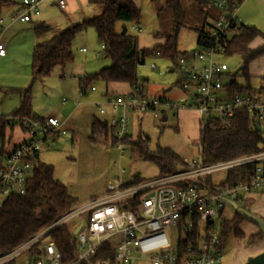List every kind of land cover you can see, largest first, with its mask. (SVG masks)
<instances>
[{
    "label": "built area",
    "instance_id": "2783aa9c",
    "mask_svg": "<svg viewBox=\"0 0 264 264\" xmlns=\"http://www.w3.org/2000/svg\"><path fill=\"white\" fill-rule=\"evenodd\" d=\"M201 1L216 8L219 16L200 35L199 50L179 59L181 89L185 93L192 90V106L148 96L139 86L129 93L106 97L113 116L103 123L120 158L128 147L125 143L129 136L128 113L163 115L166 110L173 113L193 110L198 114L200 130L212 124L226 128L238 111H245L250 117L248 128L257 126L264 132V95L229 90L227 85L233 76L224 63L215 60L225 56L241 25L237 16L239 5L236 0ZM49 2L61 10L66 5L65 0H22L10 22H31L40 14V7ZM4 30L0 18V38ZM4 54L5 47L0 41V55ZM99 113L105 111L99 109ZM67 135L65 123L55 117L0 113V207L7 198L26 192L38 154L52 150L57 139ZM182 162L184 168L180 171L138 182L124 180L121 176L125 171L120 168L119 177L107 184L102 197L72 209L1 254L0 264H64L51 236L62 226L67 227L75 243V258L68 264H222V232L216 231V220L226 206L225 200L238 205L252 194H264V151L211 165H203L199 156L197 160L182 159ZM249 164L253 165V171L246 182L222 184L228 171ZM217 173L224 174L223 180L208 189L206 180ZM83 214L85 222L79 224L74 235L77 226L70 229L68 223ZM182 241L188 243L183 248ZM103 245L111 249L112 257L95 259L98 253L104 254L100 250Z\"/></svg>",
    "mask_w": 264,
    "mask_h": 264
},
{
    "label": "rangeland",
    "instance_id": "374dc122",
    "mask_svg": "<svg viewBox=\"0 0 264 264\" xmlns=\"http://www.w3.org/2000/svg\"><path fill=\"white\" fill-rule=\"evenodd\" d=\"M10 1L13 4L0 11V18L3 19L6 27L0 40L6 52L5 57L2 59L0 57V113L8 115L19 107V94L5 90H22L31 85L32 111L43 117H55L59 121L67 123L68 129L73 132L72 135L60 136L52 150H43L38 154V161L51 165L53 177L66 187L68 193L75 200L74 209L102 197L107 184L113 183L119 177L120 168L125 171L121 177L126 181L151 179L159 176L156 164L138 157L137 147H142L149 152H153L159 147L168 148L181 160L198 159L199 124L197 115L193 111L181 110L177 115L168 110L164 112V115L151 112L128 113L129 135L137 147L133 149L130 146L127 147L122 158L119 157V152L111 141L103 139L91 141L88 138L87 129L92 119L95 118L100 122L107 121V115L104 116L106 108L102 103L100 104V101H97L99 94L105 92L106 85L102 81H94L90 86L94 87L96 91L91 92L88 88L84 94H81L79 93L78 79L84 75L97 73L110 64V60L103 56V50L97 42L93 28L86 27L75 35L71 44L73 61L66 64L63 69L56 67L51 76L46 79L32 82L30 55L33 42H36L37 38L49 36L54 29L63 28L66 24H69L70 27L92 19L101 14L102 7L98 4H90L87 0H66L67 6L64 9L43 5L37 18L23 24L18 21L10 23L12 11L22 0ZM247 1L243 0L237 7V15L242 12ZM161 4L162 1L155 5L143 0L138 26L140 31L128 30L130 35L139 38L138 50L152 47L149 44L150 41L158 39L153 37L154 31L171 29L169 13L164 12L159 18L156 15ZM255 5L257 23L264 29V0H255ZM36 22H44L43 24L48 27V30L36 35L33 31ZM119 26V23L115 26L117 32L121 31ZM196 37L197 34L188 24V27H183L179 31L177 49L181 55L174 63L158 57H151L137 68L138 86L144 94L161 97L176 104L192 106L190 96L192 90L185 93L181 89L183 76L179 59L182 56L188 58L194 51L199 50ZM81 49H84L85 53H81ZM215 60L227 66L239 87H249L255 90L263 85L259 79L261 59L252 66L249 64L248 81H245L241 72L238 71L242 65L239 56H221L216 57ZM150 65H154L155 69H151ZM243 93H250V91L244 90ZM62 100L66 102L62 103ZM78 103H80V107H77ZM99 109H103L105 113L101 115ZM163 117L165 118L164 122L162 121ZM67 139L68 141H66ZM145 139L147 141L143 143ZM210 178L213 184H217L223 180L224 174H213ZM257 203L255 200L248 207L252 213L256 212ZM238 206L241 207V203ZM235 216L236 212L225 206L216 220V231L223 232V223L232 220ZM85 218V214L75 217L68 223V227L75 228L81 222H85ZM244 222L239 226L244 237H236L233 231L225 235L222 247L223 264H236L234 259L241 254H246V257L240 264H245L248 258H252L251 252L256 250L259 243L258 240L252 241L249 238L252 234L249 227L252 224Z\"/></svg>",
    "mask_w": 264,
    "mask_h": 264
},
{
    "label": "trees",
    "instance_id": "16d2710c",
    "mask_svg": "<svg viewBox=\"0 0 264 264\" xmlns=\"http://www.w3.org/2000/svg\"><path fill=\"white\" fill-rule=\"evenodd\" d=\"M162 1L157 9V17L162 13H169L171 29L167 31H155L153 37L163 39V43L150 49H137V37L130 35L128 31L124 34L115 30L116 24L125 27L138 26L141 19V11L133 0H88L90 4H98L102 7L100 15L92 19L83 21L67 28L61 33L53 36L48 41L35 46L30 55L31 80L46 79L51 76L54 69H63L66 64L73 61L71 44L75 35L86 27L93 28L97 42L103 46V56L110 60L107 67L102 68L97 73L84 75L78 79L79 93L84 94L94 81H102L105 85L110 83H123L134 88L138 86L136 70L142 66L144 61L151 57L169 60L174 63L181 55L177 49L178 34L181 28L188 27L184 12L179 0H152L154 3ZM198 5H203L201 0H194ZM243 0H236L240 5ZM10 0H0V10L12 5ZM197 33V38L204 32L202 28H193ZM48 27L43 23H35L33 31L36 35L46 32ZM260 38L262 44L251 48V43ZM184 54V53H183ZM182 54V55H183ZM226 56H239L242 61V69L239 70L245 81H248L247 72L249 64L264 55V35L251 25H240L234 34ZM263 85L258 89L249 87H239L234 79L227 87L237 93L245 91L257 92L264 95V72L259 77ZM90 86V87H89ZM17 92L19 94V107L11 114L29 116L32 114L31 85L26 89L5 90ZM250 121L249 114L245 111H238L232 123L226 128H220L212 124L199 130L198 135V156L203 165H211L219 162L234 160L240 157L249 156L264 151V132L257 131L256 127L248 128ZM88 138L91 141L103 139L112 140L109 130L103 123L94 119L90 126ZM143 141V143H146ZM125 143L132 149L136 146L129 135ZM138 157L144 161H150L157 165L159 175L170 174L184 168L182 160L168 148H157L153 152L137 147ZM253 171V165H243L227 172L225 181L222 184L233 186L237 183L246 182ZM140 181L136 179L135 182ZM211 178L206 180V187L212 189ZM75 207V200L68 193L66 187L56 180L52 174V167L38 161L34 162L33 173L27 182L26 192L23 195L11 196L5 200L0 207V255L4 254L25 240L45 228ZM247 205L241 204L242 209ZM249 211L248 209H246ZM247 221L244 217L236 215L232 220L223 223L221 234V244L225 235L233 231L238 238L243 237L239 230V225ZM57 249L61 252L63 263L68 264L75 258V243L67 227L62 226L51 233ZM257 236L252 237V241ZM188 243L182 241L183 248ZM101 251L95 256L112 257L111 249L102 246ZM99 250V251H100ZM83 264V263H79Z\"/></svg>",
    "mask_w": 264,
    "mask_h": 264
},
{
    "label": "crops",
    "instance_id": "0c3cea01",
    "mask_svg": "<svg viewBox=\"0 0 264 264\" xmlns=\"http://www.w3.org/2000/svg\"><path fill=\"white\" fill-rule=\"evenodd\" d=\"M66 1V0H65ZM180 1V5H181V8L184 12V15H185V19H186V23L191 25L193 28H202L203 27V31L206 30V28H208L209 26H211V24L213 23V21L219 16V11L212 7V6H203V5H198V3H196L194 0H179ZM88 2V0H87ZM133 2L135 3L136 6H138L140 8V11H141V6H142V3H143V0H133ZM146 2L148 3H153L156 5V3L152 2V0H146ZM43 5H49V6H56V4H54L53 2H49V3H45ZM42 5V6H43ZM41 6V7H42ZM67 6V3L65 5V7ZM255 0H248L245 5L243 6V9H242V12L241 13H238V18L240 19V22L242 25H251V26H255L259 31L260 33H262L264 35V29H262V27H260L259 23H257V10H256V7H255ZM40 7V8H41ZM58 8V7H57ZM19 9V5L16 6V9H14L12 11V14L11 16L17 12ZM2 11V10H0ZM40 15V14H39ZM38 15V16H39ZM10 16V17H11ZM38 16H35L32 18V20L34 18H37ZM31 20V21H32ZM19 22V21H18ZM12 23V22H10ZM14 23V22H13ZM22 23V22H20ZM29 23V22H28ZM37 23V22H36ZM44 23V22H42ZM24 24V23H23ZM35 24V23H34ZM74 26V25H73ZM124 25L120 24L119 28H122ZM139 26V25H138ZM138 26H129V27H125L126 30H130V31H133L135 32L136 30L140 31L139 27ZM72 27V26H70ZM6 28V27H5ZM67 28H69V24H66L63 26V28H56L54 29V31L51 32V35L49 36H45V37H41V38H37L36 39V42L34 41L33 42V48L39 44H42V42H46L48 41L49 39H51L53 36L61 33L62 31L66 30ZM5 31V30H4ZM4 31L2 32L1 34V38L3 36V33ZM137 31V32H138ZM155 32V31H154ZM196 33V32H195ZM197 34V33H196ZM198 37V36H197ZM196 37V44H198V38ZM0 38V40H1ZM45 40V41H44ZM138 41H139V38H137V45H138ZM151 43L150 46L154 47L156 45H159V44H162L163 43V39H156V40H152L150 41ZM148 44V43H147ZM262 44V40L260 38L258 39H255L252 43H251V48H255L259 45ZM152 47H149L148 49L152 48ZM33 50V49H32ZM81 53H85L82 52V49L80 50ZM6 55V52L4 55H0L1 59L3 57H5ZM226 56V55H225ZM261 59V63H260V69H259V76H261L264 72V55L261 56L260 58H258L257 60ZM253 61L252 63H250V66L254 65L256 63V61ZM249 70H247L248 72ZM231 74V73H230ZM232 75V74H231ZM233 76V75H232ZM233 81V79L231 80ZM90 90V89H89ZM91 91V90H90ZM96 89L94 91H91V92H95ZM131 91V87L128 86L127 84H123V83H110V84H107L106 85V89H105V92L102 93V94H99V97L97 99V101H100V104L102 103L105 108H106V113L104 114V116L107 115V120L110 119L112 117V111L110 109V107L106 104V97L111 95V94H126V93H129ZM243 93V92H242ZM250 93H257V92H250ZM151 96V95H149ZM153 97V96H151ZM157 98V97H156ZM158 98H161V97H158ZM99 103V102H98ZM102 106V105H101ZM77 107H80V103H78V106ZM183 111V110H182ZM187 111H193V110H187ZM196 115H197V119H198V114L193 111ZM32 113H34L32 111ZM36 114V113H34ZM177 115V113H174ZM38 115V114H37ZM164 115V114H163ZM41 116V115H40ZM43 117V116H42ZM164 118V117H163ZM95 118L92 119L91 123L93 122ZM99 121V120H98ZM65 123V126L68 130V134L72 135V131H70L67 127V123L65 121H62ZM105 122V121H104ZM91 126V124H90ZM90 126L89 128L87 129V134L89 135L90 133ZM198 135H199V128H198ZM68 141V139L66 140ZM129 147V145H128ZM131 181V180H130ZM135 181V180H133ZM257 201V205L255 207V213H253L254 215L262 218L264 220V194H252L250 196H248V198L246 199V201H244L243 203L241 204H245L247 205L246 209L249 210V206L251 203H253L254 201ZM240 204V203H239ZM240 207V206H238ZM250 211V210H249ZM251 212V211H250ZM252 213V212H251ZM246 222H249L251 223L250 221H246ZM243 223L245 222H242L239 226H241ZM252 225H250V231L252 234H250L249 238L251 239L252 237L256 236V231L257 229L255 228V226H253L254 224L251 223ZM240 230V229H239ZM240 232L242 233L243 237H244V233L240 230ZM252 240V239H251ZM258 240V241H257ZM259 244H258V248L256 247V250H252L251 254L252 257L260 254V252H264V238H256V240ZM261 245V246H259ZM222 247H223V243H222ZM246 257V254H241L239 257H236L234 259V262L236 264H240V262L242 260H244ZM223 259V258H222ZM250 259V258H248ZM247 259V260H248ZM223 264V263H222Z\"/></svg>",
    "mask_w": 264,
    "mask_h": 264
},
{
    "label": "water",
    "instance_id": "95a60500",
    "mask_svg": "<svg viewBox=\"0 0 264 264\" xmlns=\"http://www.w3.org/2000/svg\"><path fill=\"white\" fill-rule=\"evenodd\" d=\"M126 32V28L123 26L121 34H124ZM242 69V66L238 68V71ZM162 121H165V118H162ZM256 130L259 131V128L256 126ZM224 203L226 204L227 207L231 208L234 210L237 214L241 215L244 217L246 220L250 221L253 223L257 228L258 232L264 236V220L250 212L245 211L244 209L238 207V205L234 202L227 201L225 200ZM80 225L75 228L73 231V234L75 235L77 231L79 230ZM245 264H264V253H260L256 255L255 257H252L246 261Z\"/></svg>",
    "mask_w": 264,
    "mask_h": 264
},
{
    "label": "flooded vegetation",
    "instance_id": "af4514ba",
    "mask_svg": "<svg viewBox=\"0 0 264 264\" xmlns=\"http://www.w3.org/2000/svg\"><path fill=\"white\" fill-rule=\"evenodd\" d=\"M241 208V207H240ZM245 211H247L246 209H244ZM247 212H250V211H247ZM251 213V212H250ZM253 214V213H252ZM236 215H237V213H236ZM239 215V214H238ZM241 216V215H240ZM244 222V221H243ZM255 226V225H254ZM255 228L257 229V231H256V236L258 235V228L255 226ZM256 238H258V237H256ZM261 238H264V236H262Z\"/></svg>",
    "mask_w": 264,
    "mask_h": 264
}]
</instances>
